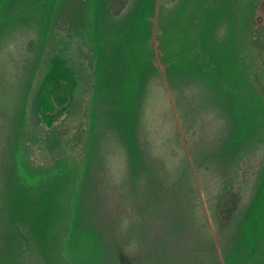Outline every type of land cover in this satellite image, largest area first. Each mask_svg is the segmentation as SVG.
Listing matches in <instances>:
<instances>
[{"label": "rangeland", "instance_id": "374dc122", "mask_svg": "<svg viewBox=\"0 0 264 264\" xmlns=\"http://www.w3.org/2000/svg\"><path fill=\"white\" fill-rule=\"evenodd\" d=\"M111 2L0 0V264H264V0Z\"/></svg>", "mask_w": 264, "mask_h": 264}, {"label": "flooded vegetation", "instance_id": "af4514ba", "mask_svg": "<svg viewBox=\"0 0 264 264\" xmlns=\"http://www.w3.org/2000/svg\"><path fill=\"white\" fill-rule=\"evenodd\" d=\"M83 77L81 70L75 71L67 65L66 57L52 56L50 68L37 80L33 92L31 109L35 123H42L50 130L61 113L74 104L78 81ZM55 135H62L57 128L53 133L54 138Z\"/></svg>", "mask_w": 264, "mask_h": 264}, {"label": "trees", "instance_id": "16d2710c", "mask_svg": "<svg viewBox=\"0 0 264 264\" xmlns=\"http://www.w3.org/2000/svg\"><path fill=\"white\" fill-rule=\"evenodd\" d=\"M127 0H112L111 7L115 13H119ZM234 206V195L233 192L226 194V196L219 199L217 203V216L220 219L221 226L224 228L225 224L231 216Z\"/></svg>", "mask_w": 264, "mask_h": 264}]
</instances>
